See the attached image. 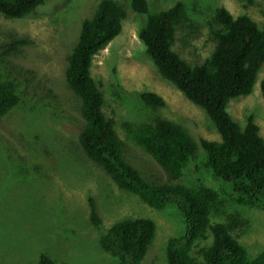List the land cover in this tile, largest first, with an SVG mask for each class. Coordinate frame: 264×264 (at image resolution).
I'll return each instance as SVG.
<instances>
[{"label": "rangeland", "instance_id": "obj_1", "mask_svg": "<svg viewBox=\"0 0 264 264\" xmlns=\"http://www.w3.org/2000/svg\"><path fill=\"white\" fill-rule=\"evenodd\" d=\"M102 1L49 0L21 20L0 16V78L18 84L19 96L17 106L0 118V264H37L42 254L65 264H118L102 250L100 238L115 222L130 218L156 224L155 239L142 264H167L168 240L185 234L175 206L157 210L121 191L79 144L86 123L80 100L66 82V59L78 40L81 22L91 18ZM113 1L125 11L122 31L94 57L91 73L104 94L103 110L116 123L126 161L145 180L169 183L166 172L126 134L125 122L139 126L161 117L182 125L198 144L221 138L205 112L164 80L145 53L138 33L147 16L135 12L131 0ZM146 1L150 13L178 2L184 5L189 22L177 28L173 49L192 65L203 63L215 49L218 8L234 17L246 15L259 28L264 25V0ZM18 39L30 43L5 54L6 46ZM262 80L264 64L253 92L230 101L227 112L242 127L252 115L264 140ZM144 92L162 97L165 107H148L140 97ZM177 183L216 190L224 207L211 213V223L225 224L228 215L237 216L246 224L231 235L249 257L264 251V210L233 202L232 185L213 177L200 147ZM91 200L101 220L99 227L90 221ZM212 240L208 232L207 239L195 245L193 256L199 257L197 252Z\"/></svg>", "mask_w": 264, "mask_h": 264}, {"label": "trees", "instance_id": "obj_2", "mask_svg": "<svg viewBox=\"0 0 264 264\" xmlns=\"http://www.w3.org/2000/svg\"><path fill=\"white\" fill-rule=\"evenodd\" d=\"M47 1L0 0V16L21 20ZM131 7L147 16L138 38L159 74L205 112L221 139L201 140L198 144L182 125L161 117L139 126L125 122L126 134L166 172L170 182L151 183L126 161L116 123L106 116L104 94L91 73L94 57L120 35L125 18L119 3L103 0L91 18L81 22L78 40L66 59V82L80 100L81 116L86 123L79 136L82 150L121 191L138 196L157 210L168 205L177 208L184 220L185 234L168 240L167 264H264V251L249 257L246 248L231 235L232 230L246 224L242 219L228 215L225 224L211 223V213H220L224 207L216 190L177 183L200 147L213 177L232 185L233 202L264 210V140L252 115L242 127L227 112L230 101L254 90L264 64V25L259 28L246 15L234 17L227 9L218 8L214 20L220 28L213 32L215 49L203 63L192 65L173 49L177 28L183 29L189 22L182 3L158 13L149 12L146 0H131ZM27 43L30 41L24 39L10 43L5 54H13ZM260 90L264 102V80ZM140 97L153 110L165 107V101L156 93L144 92ZM18 103V84L0 78V118ZM90 202V221L99 227L101 220L95 203ZM208 232L213 238L211 245L201 248L197 252L199 257H194L195 245L207 239ZM155 235L154 221L124 219L101 236L100 246L118 264H142ZM37 264L65 263L42 254Z\"/></svg>", "mask_w": 264, "mask_h": 264}]
</instances>
